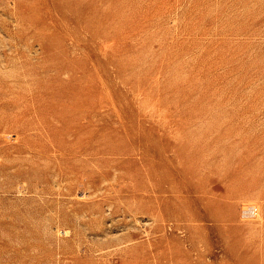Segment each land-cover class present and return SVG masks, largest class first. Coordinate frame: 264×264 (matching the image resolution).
Wrapping results in <instances>:
<instances>
[{"label":"rangeland","instance_id":"374dc122","mask_svg":"<svg viewBox=\"0 0 264 264\" xmlns=\"http://www.w3.org/2000/svg\"><path fill=\"white\" fill-rule=\"evenodd\" d=\"M0 264H264V0H0Z\"/></svg>","mask_w":264,"mask_h":264}]
</instances>
